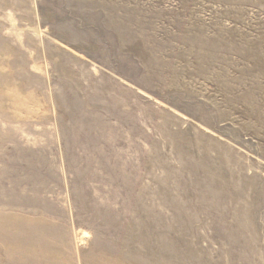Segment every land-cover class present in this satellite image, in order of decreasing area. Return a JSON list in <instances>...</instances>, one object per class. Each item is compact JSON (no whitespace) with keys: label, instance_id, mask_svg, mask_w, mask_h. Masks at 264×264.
<instances>
[{"label":"rangeland","instance_id":"1","mask_svg":"<svg viewBox=\"0 0 264 264\" xmlns=\"http://www.w3.org/2000/svg\"><path fill=\"white\" fill-rule=\"evenodd\" d=\"M0 264H264V0H0Z\"/></svg>","mask_w":264,"mask_h":264}]
</instances>
